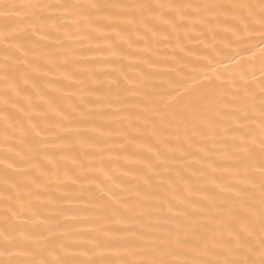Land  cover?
I'll return each mask as SVG.
<instances>
[{
  "label": "bare ground",
  "instance_id": "bare-ground-1",
  "mask_svg": "<svg viewBox=\"0 0 264 264\" xmlns=\"http://www.w3.org/2000/svg\"><path fill=\"white\" fill-rule=\"evenodd\" d=\"M5 2L186 5L258 0ZM179 11L191 10L166 7L149 14L138 8L102 7L81 15L77 9L53 7L43 11L44 20L9 17L20 33L15 38L3 31L0 19V161L10 149L7 163L13 169L7 179L20 183L19 197L26 205L18 222L39 236L41 245L63 242L79 252L97 241H110L129 247L102 250L107 258L144 261L165 238L176 251L168 258L183 264L191 258L190 245L177 241L198 242L217 227L207 218L205 197L215 198L220 207L231 206L221 197L227 200L243 189L246 177L258 179V172L237 167L244 157L236 147L239 140L194 136L189 144L192 123L164 121L157 111L174 103L178 94L205 91L211 81L217 86L223 127H228L235 120L228 113L250 110L251 101L241 99L245 89L258 104L264 84L259 61L243 50L248 34L238 32L230 14L217 9L181 20ZM177 81L183 85L179 92ZM19 88L24 89L20 94ZM255 115V124L241 123L257 127L258 107ZM5 167L0 162V220L6 206ZM29 176L38 177L40 184H30ZM101 190L108 193L104 200L111 196L115 206L123 205L126 220L98 211ZM256 196L258 202V190ZM186 205L189 215H178ZM45 218L48 222L41 224ZM2 228L0 224V232Z\"/></svg>",
  "mask_w": 264,
  "mask_h": 264
},
{
  "label": "snow or ice",
  "instance_id": "snow-or-ice-1",
  "mask_svg": "<svg viewBox=\"0 0 264 264\" xmlns=\"http://www.w3.org/2000/svg\"><path fill=\"white\" fill-rule=\"evenodd\" d=\"M53 7L77 9L81 15L87 14L88 10L99 9L102 7L141 9L147 10L149 14L162 8L188 9L191 11H179L181 20H186L190 16L195 19L196 15H201L204 11L209 13L219 9L231 15L233 20L237 22L238 32L247 33L249 39L244 41V51L252 58L259 61L261 71L264 72V0H258V3L235 2L231 4H186V5H164V4H135V5H100L96 3L89 4H39L32 2H5L0 0V19L4 20L3 31L14 38L20 35L9 22L11 16L24 15L25 19L32 20L34 18L44 20L43 11ZM133 21H129L132 23ZM172 27H179L173 23ZM148 31H152L149 27ZM7 38V37H6ZM26 55V53H25ZM7 58V57H6ZM9 75L6 73V76ZM24 84H28L29 77L24 74L21 77ZM177 92L179 87L183 85L175 82ZM215 86L209 81L205 85V91L194 92L188 97L178 94L174 103H166L163 108H158L161 113V119L167 122L183 121L186 124L192 123L193 127L187 136V142L192 143L193 137L198 136L201 140H214L216 136L230 137L233 141L239 140L240 144L236 145L244 154L243 159L237 167L243 166L245 170L251 168L254 172H258V179L255 176L246 177L242 183L245 184L243 189H237L232 197L225 200L221 197L222 203L231 201V206L220 207L216 204L215 198L205 197L208 200L207 217L217 227L212 230V234L204 235L198 242L192 243L188 240L177 241L178 245H190L188 251L191 258L183 261V264H264V84L261 86L258 104L255 96L249 89H245L241 99L248 104L250 110H246L241 114L239 109L236 112L228 113L234 116L233 124L223 127L222 117L224 113L217 110L219 97L215 95ZM24 91L23 88L18 89V94ZM25 100H30V96L25 95ZM258 107L259 117L257 127L250 128L241 123V119L249 120L256 123V110ZM23 111V109H21ZM191 116V121L187 120ZM217 117H220L219 119ZM35 131V128L33 129ZM37 136L39 131H35ZM8 133L5 132V141L8 140ZM5 149L3 161L5 162V188L3 201L5 208L3 218L0 220L2 224V243H0V264H176V261L168 257L176 255L175 249L170 244L164 243L165 238H161V242L156 244L150 253V259L144 261H136L125 257L119 259H109L103 255L104 249L124 248L129 245H117L110 241H97L92 248L80 250L77 252L69 245L63 242H53L50 245L39 243L40 237L36 236L32 230L25 227L18 221L21 218L20 209L26 205L19 197L20 183L10 182L7 177L9 170L13 169L12 163H7L10 159ZM19 155V154H18ZM226 155H229L226 152ZM17 170L20 166L17 165ZM43 175V173L41 174ZM28 182L33 185H39L38 177L29 176ZM145 183L148 180L145 179ZM217 187H220L217 185ZM13 189L17 190V195H13ZM233 191L231 187L227 189ZM259 193L257 202L256 193ZM224 191V189H221ZM37 196L39 193L36 194ZM100 199L97 209L101 213L111 211L113 214H120L125 220L127 219L122 211L123 205L117 207L112 197L108 200L103 197L108 193L101 190ZM11 200H16L15 205L11 204ZM191 203V202H189ZM32 204L29 200L27 207L31 208ZM187 205L184 211L177 212L178 215L187 216ZM213 209H218L216 214H211ZM128 212H135V209H126ZM200 211H205L204 207ZM35 214V213H34ZM45 218L41 224L47 223ZM143 236L144 233H139ZM46 241L48 238L43 237ZM79 256L93 257L89 259H79ZM201 256H211V259L200 258ZM51 257V258H49ZM98 257V258H96Z\"/></svg>",
  "mask_w": 264,
  "mask_h": 264
}]
</instances>
